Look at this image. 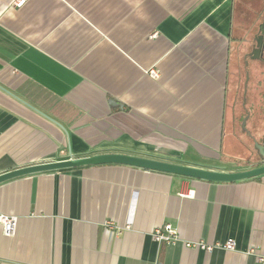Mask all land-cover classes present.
I'll return each instance as SVG.
<instances>
[{
    "label": "crops",
    "instance_id": "obj_1",
    "mask_svg": "<svg viewBox=\"0 0 264 264\" xmlns=\"http://www.w3.org/2000/svg\"><path fill=\"white\" fill-rule=\"evenodd\" d=\"M16 1L0 0V174L104 152L228 172L259 162L242 121L251 61L247 128L264 138V58L248 57L245 69L243 59L264 5L246 36L237 0ZM229 138L241 154L224 153ZM0 214L18 217L14 236L0 224V264H264V174L216 182L121 164L37 172L0 183ZM168 223L179 240L159 245L153 232ZM229 239L234 250L185 245Z\"/></svg>",
    "mask_w": 264,
    "mask_h": 264
},
{
    "label": "water",
    "instance_id": "obj_2",
    "mask_svg": "<svg viewBox=\"0 0 264 264\" xmlns=\"http://www.w3.org/2000/svg\"><path fill=\"white\" fill-rule=\"evenodd\" d=\"M255 48L253 51L244 55V59L247 65V58L252 60H262L264 58V19L258 25V33L255 36ZM249 80V72L246 71V80L244 83V107L247 102V86ZM250 112L246 110V116L242 121V129L246 131L250 136L251 132L247 128V121L249 119ZM254 148L260 158L259 162L255 166L250 168L238 170V171H221L215 169H209L204 167H198L193 165L182 164L169 160H163L155 157L142 156L138 154L124 153V152H104L97 153L91 156L74 158L70 157L65 160L46 162L40 164H33L17 169H13L0 174V183L6 180L28 175L37 172L60 170L71 167H80L86 165H98V164H121L133 167H139L144 169L162 171L172 173L176 175L216 181V182H233L243 179H248L264 174V145L259 143L254 138Z\"/></svg>",
    "mask_w": 264,
    "mask_h": 264
},
{
    "label": "built area",
    "instance_id": "obj_3",
    "mask_svg": "<svg viewBox=\"0 0 264 264\" xmlns=\"http://www.w3.org/2000/svg\"><path fill=\"white\" fill-rule=\"evenodd\" d=\"M25 0H17L15 2L16 6H22ZM149 73L154 77L158 78L160 73L157 69H151ZM182 196L193 198L194 191L188 190V192L182 193ZM0 224L3 228V233L5 236H14L17 229L18 217L15 215L0 214ZM154 240L159 244H174L179 240L178 230L172 224H165L163 227H158L153 232ZM185 245L190 248L205 249L206 251H211L214 248H224L227 250L235 249V241L229 239L225 242H216L215 244H207L204 241L200 242H186ZM264 262V257L260 258ZM162 264V263H158Z\"/></svg>",
    "mask_w": 264,
    "mask_h": 264
},
{
    "label": "rangeland",
    "instance_id": "obj_4",
    "mask_svg": "<svg viewBox=\"0 0 264 264\" xmlns=\"http://www.w3.org/2000/svg\"><path fill=\"white\" fill-rule=\"evenodd\" d=\"M263 5H264V0H237V18H236V21H235V25L237 27L241 25L242 32L246 33V36L252 33V31L249 30L248 28L253 23V20L256 19V13H257V11L262 9ZM242 12L245 13L244 20L240 16ZM247 31H249V33ZM257 61H259V60H257ZM248 64L247 65H248L249 70L251 72L254 71V69L251 66V61ZM249 70L247 69L248 72H249ZM259 73H260L261 77L263 78V75H264L263 71H260ZM257 78L258 77H257V75L255 73H253L251 75V78H250L251 80H250V85H249L250 86V90H249V93L247 95V100H248L247 101V106L249 108V112L252 113V116L255 115V106H254L255 105V101L253 99L252 86H253L254 81ZM263 119H264V117H263ZM251 120L252 119H250L249 125H248L250 128L252 127ZM239 132H240L241 136H245V132L243 130L239 131ZM227 142H228V144L226 146V149L224 150V153L226 155H228L230 157V155L228 154L230 152H232L234 155L241 154L242 147L240 146V144L238 143L237 140H233V139L231 140L229 138L227 140Z\"/></svg>",
    "mask_w": 264,
    "mask_h": 264
},
{
    "label": "trees",
    "instance_id": "obj_5",
    "mask_svg": "<svg viewBox=\"0 0 264 264\" xmlns=\"http://www.w3.org/2000/svg\"><path fill=\"white\" fill-rule=\"evenodd\" d=\"M245 66H246V62H245V60L243 59V67H244V69H245ZM243 77H245V76H243ZM244 115H245V113H244ZM247 133V132H246ZM248 134V133H247ZM259 143H261V144H263L264 145V138H260V139H256ZM249 143L251 144V152L253 153L252 155L253 156H257L258 157V159H259V156H258V154H257V151H256V149L254 148V138L252 137V136H250L249 135Z\"/></svg>",
    "mask_w": 264,
    "mask_h": 264
},
{
    "label": "flooded vegetation",
    "instance_id": "obj_6",
    "mask_svg": "<svg viewBox=\"0 0 264 264\" xmlns=\"http://www.w3.org/2000/svg\"><path fill=\"white\" fill-rule=\"evenodd\" d=\"M246 62V61H245Z\"/></svg>",
    "mask_w": 264,
    "mask_h": 264
}]
</instances>
